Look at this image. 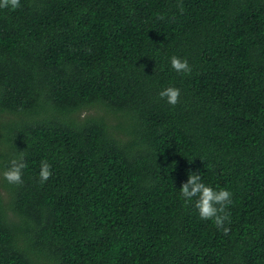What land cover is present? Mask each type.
I'll return each mask as SVG.
<instances>
[{"label":"trees","instance_id":"1","mask_svg":"<svg viewBox=\"0 0 264 264\" xmlns=\"http://www.w3.org/2000/svg\"><path fill=\"white\" fill-rule=\"evenodd\" d=\"M20 2L0 8V264H264V0ZM193 172L232 192L227 235L182 198Z\"/></svg>","mask_w":264,"mask_h":264},{"label":"clouds","instance_id":"2","mask_svg":"<svg viewBox=\"0 0 264 264\" xmlns=\"http://www.w3.org/2000/svg\"><path fill=\"white\" fill-rule=\"evenodd\" d=\"M21 7L20 0H0V8H10L16 10ZM171 67L177 72L190 73L191 68L187 59H181L173 56L171 58ZM159 96L162 99L167 100V103L175 106L179 102L180 89L176 87H167L159 92ZM27 167V163L24 158L23 152H21L18 158H14L10 161V167L3 172V177L10 184L20 185L23 183L24 169ZM52 176L51 165L46 161H41L39 179L43 184L48 181ZM180 193L185 202H192L195 198V208L198 210L200 219L212 220L214 225L222 229L225 235L230 231L229 227L225 226V223H230V212L227 211L228 206L232 204V192L225 188L216 189L210 185H206L202 182L201 175L199 173H191L187 181L182 183Z\"/></svg>","mask_w":264,"mask_h":264},{"label":"rangeland","instance_id":"3","mask_svg":"<svg viewBox=\"0 0 264 264\" xmlns=\"http://www.w3.org/2000/svg\"><path fill=\"white\" fill-rule=\"evenodd\" d=\"M87 113V112H86ZM114 119V115L111 117V121Z\"/></svg>","mask_w":264,"mask_h":264}]
</instances>
